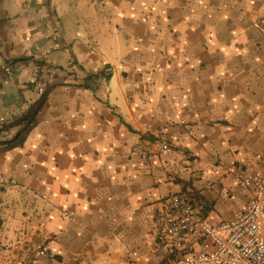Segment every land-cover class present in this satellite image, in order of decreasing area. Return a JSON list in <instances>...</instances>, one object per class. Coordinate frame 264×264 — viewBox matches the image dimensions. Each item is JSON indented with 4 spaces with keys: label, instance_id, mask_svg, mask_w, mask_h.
Here are the masks:
<instances>
[{
    "label": "crops",
    "instance_id": "0c3cea01",
    "mask_svg": "<svg viewBox=\"0 0 264 264\" xmlns=\"http://www.w3.org/2000/svg\"><path fill=\"white\" fill-rule=\"evenodd\" d=\"M263 149L264 0H0V264H159L167 200L231 218Z\"/></svg>",
    "mask_w": 264,
    "mask_h": 264
},
{
    "label": "built area",
    "instance_id": "2783aa9c",
    "mask_svg": "<svg viewBox=\"0 0 264 264\" xmlns=\"http://www.w3.org/2000/svg\"><path fill=\"white\" fill-rule=\"evenodd\" d=\"M6 70L9 72L10 68ZM52 77L48 67H40L36 82L39 94L46 92ZM181 124L182 134L193 137L194 127L185 120ZM148 127L150 135L157 137L155 146L141 155L150 168L159 158L173 152L174 146L167 128ZM227 176L234 179L247 197L245 205L235 209L231 218L202 215L194 198L184 194L167 200L158 216V228L172 255L159 264H264V149L258 166L240 170L230 167ZM212 189L225 197L229 194L223 189V183H217ZM214 212L223 215L225 209L215 207ZM63 214L68 219L73 217L65 209ZM54 259L56 254L50 246L39 243L30 257L20 259L17 264H51Z\"/></svg>",
    "mask_w": 264,
    "mask_h": 264
}]
</instances>
